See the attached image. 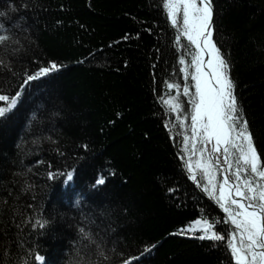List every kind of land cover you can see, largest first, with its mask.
Masks as SVG:
<instances>
[{
  "label": "trees",
  "instance_id": "16d2710c",
  "mask_svg": "<svg viewBox=\"0 0 264 264\" xmlns=\"http://www.w3.org/2000/svg\"><path fill=\"white\" fill-rule=\"evenodd\" d=\"M162 4L0 0L9 13L0 17V94L61 65L31 82L0 134V264H35L37 252L46 264H236L226 247L234 226L202 176L191 179L182 151L191 104L181 94L174 111L169 100L194 46ZM214 4L213 38L264 161V0ZM99 175L106 183L96 188ZM196 220L225 242L178 233Z\"/></svg>",
  "mask_w": 264,
  "mask_h": 264
},
{
  "label": "snow or ice",
  "instance_id": "6c2138e0",
  "mask_svg": "<svg viewBox=\"0 0 264 264\" xmlns=\"http://www.w3.org/2000/svg\"><path fill=\"white\" fill-rule=\"evenodd\" d=\"M162 6L167 10L172 25L180 24L179 31L194 46L191 66L195 71L190 74V81L194 82L195 91L190 92V83L183 85L184 95L189 97L191 104L192 147L188 150L199 154L196 164L189 157V174L195 182L197 168L203 169L201 175L207 178L203 191L215 198L227 214L229 224L234 226L230 230L226 247L236 264H264V161L257 151L249 122L235 94L232 65L213 38L216 30L214 0H163ZM11 11H16L15 6H11ZM8 15L0 11V17ZM7 40L6 35H0V45H6ZM205 56L209 57L207 62ZM180 62L184 63L183 58ZM3 63L0 60V65ZM49 65L38 67L33 74H28L19 90L11 95L0 94V101H7L6 106H0V134L7 130L16 116L17 106L27 88L32 86L31 82L46 78L61 67L56 61L49 62ZM205 68L209 71L206 72ZM185 76H189L187 68ZM168 87L179 88L180 85L169 84ZM178 108L179 104H172V110ZM185 147H188V138H185ZM218 153L222 154L225 164V174L219 182L216 179L217 165L221 163ZM73 172L65 174L67 182L73 180ZM56 175V172H48L49 179H55ZM105 183L104 175L94 176V187H102ZM168 191L174 189L169 188ZM37 223L43 228L47 221ZM193 223L201 224V220ZM203 223L206 226L199 229V234L192 225L178 229V233L214 243L225 242L224 235L215 231L212 224L207 221ZM154 247H146L141 255L150 254ZM34 259L46 264L45 257L38 252ZM131 259L136 260L137 257ZM122 264H130V260L125 259Z\"/></svg>",
  "mask_w": 264,
  "mask_h": 264
},
{
  "label": "rangeland",
  "instance_id": "374dc122",
  "mask_svg": "<svg viewBox=\"0 0 264 264\" xmlns=\"http://www.w3.org/2000/svg\"><path fill=\"white\" fill-rule=\"evenodd\" d=\"M178 19H179V17H178ZM175 26H177L179 29H180V24H178V25H175ZM187 68V70H188V73H189V76H188V78H186V76H185V69ZM195 71V69H194V67H192L191 66V63H188L186 60H184V63L182 64V75H183V85H185V84H191V87H190V92H194L195 91V88H194V82H191L190 81V74L191 73H193ZM182 86V85H181ZM181 94H184V92H183V86H182V88H180V95H179V93L178 94H176L175 96H172V97H170V100H169V103L172 105V104H179L178 103V97H180L181 96ZM179 109L181 110L182 109V107L179 105V108L177 109V111H179ZM182 126H183V130H184V132H185V134H184V142H183V148H182V151H183V153H184V157H185V159H186V164H187V161H188V159H189V157L191 156V159H192V163L193 164H196V162H197V160L199 159V154L197 153V154H193L191 151H189L188 149H191V147H192V144H191V137H192V132H191V119H190V124H186V119L185 120H183L182 119ZM185 138H188V147H187V149H186V147H185ZM197 147H199V144H197ZM221 155V154H220ZM233 170H234V168H233ZM202 171H203V169H200V168H197V170H196V172H195V174L199 177V176H202L201 175V173H202ZM223 175H222V173H221V170L217 167V175H216V179H217V181L219 182V181H221V177H222ZM202 178H203V181H204V184L206 185L207 184V178L206 177H204V176H202ZM217 187H219V183L217 184ZM218 194V193H217ZM211 197V196H210ZM211 198H213L214 200H215V198L214 197H211ZM216 201V200H215ZM219 205V204H218ZM222 210V212H223V209H221ZM224 213V212H223ZM225 215H226V219L228 220V217H227V214L226 213H224ZM206 225L203 223V222H201V224H195V223H193L192 224V227L193 228H195V229H197V234H199V229H201V228H203V227H205Z\"/></svg>",
  "mask_w": 264,
  "mask_h": 264
},
{
  "label": "water",
  "instance_id": "95a60500",
  "mask_svg": "<svg viewBox=\"0 0 264 264\" xmlns=\"http://www.w3.org/2000/svg\"><path fill=\"white\" fill-rule=\"evenodd\" d=\"M208 59H209V57L205 56V62H207ZM205 71L207 72L209 70L207 68H205ZM210 146L211 145H208L207 147L210 148ZM220 160H221V163L219 165H217V167L221 170L222 175H224L225 174L224 173L225 164L223 162V156H222V154H221ZM228 174L231 175V172H229ZM235 263H236V261H235Z\"/></svg>",
  "mask_w": 264,
  "mask_h": 264
},
{
  "label": "bare ground",
  "instance_id": "6f19581e",
  "mask_svg": "<svg viewBox=\"0 0 264 264\" xmlns=\"http://www.w3.org/2000/svg\"><path fill=\"white\" fill-rule=\"evenodd\" d=\"M210 147H211V146H210ZM217 155L219 156V155H220V153H218ZM220 157H221V155H220Z\"/></svg>",
  "mask_w": 264,
  "mask_h": 264
}]
</instances>
